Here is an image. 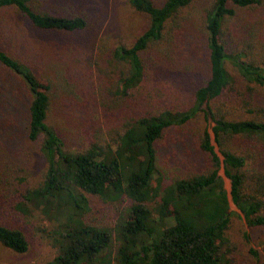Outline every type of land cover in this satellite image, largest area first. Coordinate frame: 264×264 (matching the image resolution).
I'll return each mask as SVG.
<instances>
[{"label": "trees", "instance_id": "obj_1", "mask_svg": "<svg viewBox=\"0 0 264 264\" xmlns=\"http://www.w3.org/2000/svg\"><path fill=\"white\" fill-rule=\"evenodd\" d=\"M31 1L0 0V77L10 74L26 88L27 138L40 142L46 162L42 181L26 189L15 208L25 215L40 210L46 220L61 221L48 232L57 255L47 264H230L232 215L218 171L222 164L231 201L248 228L264 230V119H231L215 111L212 103L235 85L231 71L247 84L264 87V0H127L148 19L135 42L111 50L100 44L98 57L92 49L81 57L77 71L68 75L62 69L53 78L36 70L12 39L13 16L26 18L37 30L62 34L86 31L90 23L86 15L36 11ZM199 35L204 37V52ZM105 52L111 55L107 58ZM202 53L207 77L193 92L188 108L145 112L148 106L137 114L131 109L133 98L143 103L148 99L145 92L152 96L148 85L154 82L157 61L174 67L184 55L198 64ZM148 63L153 72L148 73ZM45 66L58 67L50 61ZM186 70L193 72L192 67ZM72 76H82V90L94 98L89 115H97L95 122L87 121L92 130L85 136L86 145L77 148L66 146L48 122L54 83L59 80L57 87L69 97L78 95ZM89 84H95L97 94L87 88ZM200 115L214 124L223 160L203 130L199 147L210 167L163 185L156 168L157 141L169 128ZM104 131L109 140L101 136ZM236 141L244 145L236 146ZM89 196L126 203L114 227L87 220ZM0 245L16 254L28 250L21 230L2 224ZM248 253L264 264V248L262 253L254 249Z\"/></svg>", "mask_w": 264, "mask_h": 264}, {"label": "rangeland", "instance_id": "obj_2", "mask_svg": "<svg viewBox=\"0 0 264 264\" xmlns=\"http://www.w3.org/2000/svg\"><path fill=\"white\" fill-rule=\"evenodd\" d=\"M207 1L201 0L202 3ZM30 4L36 11L56 16L86 15L90 23L86 31L62 34L37 30L26 18L13 16L11 24L16 30V35L12 39L20 45L21 51L29 61L33 62L34 68L43 75L48 72L50 78L62 69L68 71V75L74 70L77 71L78 65L82 64L81 57L92 49L95 53L93 55L98 57L96 50L98 51L100 44L105 45L107 50L122 45L131 46L148 23L147 17L135 11L127 0H34ZM200 41L204 52V37H201ZM185 48L183 45V49ZM103 55L108 58L111 54L105 52ZM179 58L180 64L174 67L167 61H157L158 67L153 74L154 82L148 85L152 88V96L148 97L145 92L143 95L148 99H142L143 103H138L140 99H130L133 101L131 109L133 108L136 114L148 106L145 112L157 113L169 108L186 109L191 105L193 92L207 77L206 61L203 53L198 64L192 63L184 55ZM49 61L58 66L56 70L45 66ZM94 64L92 69L96 80L97 67ZM149 65L148 63V73L153 72V67ZM188 67L193 68L192 73L186 70ZM231 73L235 75V85L212 103L215 111L235 120L254 117L264 119V87L247 84L238 74L233 71ZM81 78L82 76L73 77L74 82L79 85L77 96L69 97L67 92H62L63 89L57 87L59 80L52 86V112L48 122L56 128L66 146L71 148L86 145L85 136L87 138L89 130H92L87 121L97 120V115L94 118L95 113L89 115L88 105L94 98L89 91L82 90L84 87ZM93 83L96 84V81ZM95 84H89L87 88H93L97 94L98 88L94 87ZM28 104L29 94L18 79L6 73L0 77V224L21 230L28 242V250L24 254H16L0 245V264H47L57 255L48 232L61 221L46 220L40 210H31L25 215L15 208L22 202V193L26 189L36 187L42 181L46 170V162L40 152V142H31L27 138ZM213 125L211 120L206 121L200 115L184 126L169 128L157 141L156 168L159 176L163 178V185L176 178L203 173L210 167L209 157L199 147V135L203 130H207L215 153L220 161L223 160L212 132ZM101 136L106 140L111 138L106 131ZM235 145L244 144L236 141ZM220 166L218 175L228 193V212L232 215L228 230L233 248L230 264H260L248 251L254 249L262 253L264 230L255 231L248 228L242 214L231 201L230 181L225 176L222 164ZM89 206L88 221L112 228L126 203L104 202L89 196ZM167 223L170 225V222Z\"/></svg>", "mask_w": 264, "mask_h": 264}]
</instances>
